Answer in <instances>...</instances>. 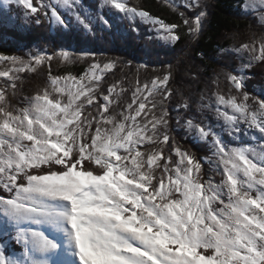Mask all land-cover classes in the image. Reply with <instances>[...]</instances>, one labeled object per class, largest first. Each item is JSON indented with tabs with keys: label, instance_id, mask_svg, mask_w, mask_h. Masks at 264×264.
Segmentation results:
<instances>
[{
	"label": "snow or ice",
	"instance_id": "obj_1",
	"mask_svg": "<svg viewBox=\"0 0 264 264\" xmlns=\"http://www.w3.org/2000/svg\"><path fill=\"white\" fill-rule=\"evenodd\" d=\"M126 2L105 0L130 20L138 15L169 43L203 34L207 13L201 0H184L190 14L180 11L178 22L137 12ZM164 2L177 7L173 0ZM11 3L36 25L46 19L69 27L57 5L86 31L97 19L83 12L80 0ZM251 9L264 29V0H251L242 14ZM99 19L108 25L104 16ZM249 39L234 46L235 53H248L244 68L264 64V32L258 49L257 33ZM97 55L66 49L30 52L27 58L0 54V77H7L0 87V264H70L59 232L66 234L78 264H264V88L252 95L244 72L233 68L223 76L235 92L225 95L220 73L205 81L179 61L153 69L151 79L110 81L107 73L116 61ZM54 57L69 64L82 60L87 68L52 76ZM45 62L46 85L14 103L19 74ZM181 73L189 83L216 86L214 102L209 97L203 103L202 94L198 111L214 110L237 140L255 129L256 146L226 144L212 125L194 119L192 96L176 86ZM178 128L193 144L207 143L215 159L185 148L174 135ZM9 244L22 251L6 255Z\"/></svg>",
	"mask_w": 264,
	"mask_h": 264
},
{
	"label": "trees",
	"instance_id": "obj_2",
	"mask_svg": "<svg viewBox=\"0 0 264 264\" xmlns=\"http://www.w3.org/2000/svg\"><path fill=\"white\" fill-rule=\"evenodd\" d=\"M33 2L36 3V0ZM80 2L84 13L87 11L97 17L91 32L79 25L74 16L63 11L59 13L69 21V27H55L46 19L41 25L28 23L21 9L15 4L8 3L6 8L0 9V54L20 55L27 58L30 52L51 54L60 49H66L77 55L82 52H92L98 54L96 57L98 60L116 61V68L107 73L108 80L121 78L132 83H135L137 77L141 81L151 79L153 69L159 71L167 63L171 62L175 66L179 61L184 67L199 71L205 81L208 77L215 78L216 74L220 73V90L223 94L229 95L234 94L235 90L231 89L225 80L223 72L232 71L235 65L242 64L243 66L247 63L248 57V53H244L243 57L233 54L234 46L238 47L242 41L250 42L249 38L253 32L257 33L256 44L259 45L258 37L264 32V29L258 27L254 20L250 17L244 18L240 13V7L245 0H201L207 13L203 34L197 40H190L185 36L175 44L160 39L151 25L132 22L125 15H120L119 9H110L105 6V0H80ZM126 7L136 8L137 12L145 11L150 15L154 14L165 22H178L180 11L190 14L187 9L185 11L178 6L176 9L168 7L164 0H127ZM50 11L51 9L49 13ZM41 15L43 17V14ZM100 16L108 20V25L99 19ZM133 25L138 28V31L134 30ZM218 45L225 46L229 52L219 53ZM141 65L148 67L145 69ZM86 68L87 64L82 60L69 64L54 57L50 71L52 76L65 75L69 71L73 75H78ZM244 74L248 82L246 90L252 95H258L264 88V64L254 62L250 67L245 68ZM19 75L21 77V80L17 81L19 90L17 96L13 98L16 104H19L23 97L34 95L37 89H42L46 85L49 79L48 63L45 62L39 66L35 72L25 71ZM251 76L252 81L255 80L254 83L250 80ZM6 80L7 77H0V87L4 86ZM257 84H260V89L254 86ZM176 86L182 87L186 94L192 96L194 119L203 120L205 124L212 125L219 133L224 131L225 128L222 126L224 123L222 120H217L214 110L207 108L202 111L197 110L202 94L205 96L203 103H209V97L212 101L213 93L216 91L215 85L206 87L204 82L189 83V78L181 73ZM128 95L130 97L131 93ZM179 98L178 96L177 99ZM173 124L175 125L174 121ZM220 124L222 125L219 126ZM241 127L246 126L242 124ZM174 135L185 148L194 151L198 157L215 159L207 143L195 141L193 144L191 135L186 134L183 128H178ZM224 135L226 144L232 146L255 144L258 139L254 140L253 136L259 137L255 129L250 130L248 135L241 134L238 140L227 133ZM202 163L207 174L212 175L214 180L219 182L220 176L214 175L209 163L207 161H202ZM15 246L18 245L9 244L5 254L22 251V249H16Z\"/></svg>",
	"mask_w": 264,
	"mask_h": 264
},
{
	"label": "rangeland",
	"instance_id": "obj_3",
	"mask_svg": "<svg viewBox=\"0 0 264 264\" xmlns=\"http://www.w3.org/2000/svg\"><path fill=\"white\" fill-rule=\"evenodd\" d=\"M52 2L53 3H55L56 2V0H52ZM173 2L175 3V5L176 6H178L179 8H183V10H185V8L183 7V3H184V0H173ZM251 2V0H245V2H244V4L243 5H241V7H240V13L242 14V12H243V10H244V6L246 5V4H248V3H250ZM8 3H11V0H0V9H3V8H6L7 7V4ZM104 5L105 6H108L110 9H115V10H118V9H116L111 3H108V4H106V3H104ZM103 5V6H104ZM57 11H58V13H59V11H63V12H67V10L63 7V6H61V5H57ZM185 11H187V10H185ZM251 11V14L250 15H244V14H242L243 16H244V18H251L252 20H254L256 23H257V25H258V27H260V25H259V21H258V14L256 13V11H255V9H251L250 10ZM100 12H102V10L100 11ZM85 14H88V15H91L90 14V12H85ZM120 15H124V13H122V12H120L119 13ZM96 21V20H95ZM132 22H135V23H137V22H141V24L142 23H144L141 19H140V17L137 15V17H136V19L133 21V20H131ZM104 23V22H103ZM146 24V23H145ZM53 25L55 26V27H58L59 25H57V24H55L54 22H53ZM146 25H149V24H146ZM103 26H104V24H103ZM66 28V27H65ZM54 30V29H53ZM154 30V29H153ZM155 31V30H154ZM158 36V35H157ZM160 39H162L160 36H158ZM163 40V39H162ZM165 41V40H164ZM258 44H256V47H257V49H258ZM46 53V52H45ZM232 53L233 54H236V55H238V56H240V57H243L244 56V54H237V53H235V51L233 50L232 51ZM236 67H235V69H236V71L237 72H244L245 73V68H243V66H242V64H239V65H235ZM252 76H251V78H250V80L252 81ZM254 81L255 80H253L252 82L254 83ZM247 84H248V82H246ZM255 87H259V89H260V84H257V85H254ZM259 94V93H258ZM213 97H214V95H213ZM214 100H215V97L214 98H212V101L214 102ZM224 123V122H223ZM222 124H220L219 126H221ZM222 126H224V128L225 129H223L224 131H220L221 133H219V131H218V133L220 134V136H221V138L224 140V142H225V140H226V137H225V135L224 134H228V131H227V129H226V126L223 124ZM259 141H256V143L255 144H251L252 146H256V144L258 143ZM226 143V142H225ZM258 211V210H257ZM51 234V233H50ZM58 239H59V241H60V243L63 245V251H64V254L67 256V258H68V260H69V262H70V264H78V262H77V260H76V258H75V256L73 255V248H72V246L70 245V243L68 242V238H67V236H66V234H64L63 232H59L58 234ZM15 248L16 249H21V248H19L18 246H15Z\"/></svg>",
	"mask_w": 264,
	"mask_h": 264
},
{
	"label": "bare ground",
	"instance_id": "obj_4",
	"mask_svg": "<svg viewBox=\"0 0 264 264\" xmlns=\"http://www.w3.org/2000/svg\"><path fill=\"white\" fill-rule=\"evenodd\" d=\"M189 142V141H188Z\"/></svg>",
	"mask_w": 264,
	"mask_h": 264
}]
</instances>
